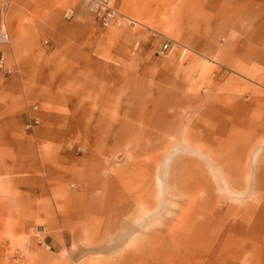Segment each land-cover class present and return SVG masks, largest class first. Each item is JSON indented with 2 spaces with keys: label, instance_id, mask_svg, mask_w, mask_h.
Segmentation results:
<instances>
[{
  "label": "rangeland",
  "instance_id": "1",
  "mask_svg": "<svg viewBox=\"0 0 264 264\" xmlns=\"http://www.w3.org/2000/svg\"><path fill=\"white\" fill-rule=\"evenodd\" d=\"M131 29L135 100L65 147L10 118L0 70V264H264V67H230L237 30L200 52L198 30ZM63 150L80 164L25 171Z\"/></svg>",
  "mask_w": 264,
  "mask_h": 264
},
{
  "label": "crops",
  "instance_id": "2",
  "mask_svg": "<svg viewBox=\"0 0 264 264\" xmlns=\"http://www.w3.org/2000/svg\"><path fill=\"white\" fill-rule=\"evenodd\" d=\"M110 1L143 28L198 30L190 43L200 52L218 43V30H237L232 43L240 53L230 58V67H264V0ZM69 10L72 17L66 19ZM0 24L9 36L3 53L11 68L2 93L10 118L43 122L31 132L35 142L65 147L86 132L85 120H123L124 93L132 102L138 91L130 83L137 82L133 63L140 57L130 51L134 26L102 28L82 0H12L5 15L0 11ZM180 39L189 42L186 35ZM64 152L52 158V165L41 166L28 155L25 171L61 174L71 162L80 164L74 153ZM260 229L264 233L262 223Z\"/></svg>",
  "mask_w": 264,
  "mask_h": 264
},
{
  "label": "built area",
  "instance_id": "3",
  "mask_svg": "<svg viewBox=\"0 0 264 264\" xmlns=\"http://www.w3.org/2000/svg\"><path fill=\"white\" fill-rule=\"evenodd\" d=\"M94 21L102 28H119L124 24L128 26H135L137 22L131 18L123 15L116 6L110 0H82ZM12 0H0V11L3 15L6 14L9 5ZM72 11L69 10L65 14V18L69 19L72 17ZM9 36L4 25L0 24V46L8 44ZM175 44L170 40L166 39L161 47V51L164 53L170 52L175 48ZM0 70L6 74L11 73V68L6 65L4 53L0 50ZM34 124L38 123L37 119H34ZM29 127V126H27Z\"/></svg>",
  "mask_w": 264,
  "mask_h": 264
},
{
  "label": "bare ground",
  "instance_id": "4",
  "mask_svg": "<svg viewBox=\"0 0 264 264\" xmlns=\"http://www.w3.org/2000/svg\"><path fill=\"white\" fill-rule=\"evenodd\" d=\"M253 235H254V234H253ZM253 235H252V236H253ZM252 240H253V239H252ZM256 246H257V245H256ZM253 247H254V246H253ZM253 247H251V248L253 249ZM257 248H259V247H257ZM250 251H252V250H250ZM253 252H254V251H253ZM256 255H257V254H256ZM254 256H255V255H254ZM259 256H260V255H259ZM251 260H252V259H251Z\"/></svg>",
  "mask_w": 264,
  "mask_h": 264
}]
</instances>
